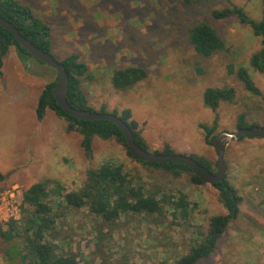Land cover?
<instances>
[{"label":"rangeland","instance_id":"rangeland-1","mask_svg":"<svg viewBox=\"0 0 264 264\" xmlns=\"http://www.w3.org/2000/svg\"><path fill=\"white\" fill-rule=\"evenodd\" d=\"M31 8L51 29V53L57 61L71 54L88 67L82 89L96 113L120 114L129 109L148 152L169 146L176 154L204 157L215 171L217 151L204 142L200 125L216 122L214 136L238 130V117L248 126L264 127V72L250 66L261 39L235 15L215 19L212 12L241 8L254 21L262 19L263 0H17ZM205 21L223 39L226 51L208 58L194 51L188 28ZM139 67L146 79L124 90L112 87L116 69ZM246 69L261 96L249 93L236 74ZM57 73L33 58L21 59L14 47L0 67V221L20 217L21 196L44 180L77 192L88 170L105 162L123 166L146 192L185 194L191 203L187 221L163 215H122L113 224L71 211L59 220L65 251L80 264H176L205 233L210 217L227 211L217 190L193 185L190 175L178 178L129 157L114 140H92V156L80 146L81 136L66 131V121L47 110L36 119L38 98ZM207 88H233L232 102L216 110L203 104ZM227 180L238 192L239 213L217 241L214 253L198 264H264V139L244 137L225 148ZM5 218V219H2ZM0 264H7L0 244Z\"/></svg>","mask_w":264,"mask_h":264},{"label":"trees","instance_id":"trees-1","mask_svg":"<svg viewBox=\"0 0 264 264\" xmlns=\"http://www.w3.org/2000/svg\"><path fill=\"white\" fill-rule=\"evenodd\" d=\"M173 3L176 0H166ZM235 15L239 22L248 25L256 37H260L262 48L251 56L250 66L256 71L264 72V0L262 19H250L241 8L233 7L230 11L221 10L212 12L215 19H223ZM0 17L11 23L19 33L38 49L51 54V29L39 17H36L31 8L17 0H0ZM189 43L194 51L204 58L216 52L226 51L223 39L216 33L208 22L199 21L192 24L187 30ZM14 47L21 59L32 58L14 39L13 35L0 26V67L2 59L9 49ZM34 59V58H33ZM35 60V59H34ZM37 61V60H35ZM39 62V61H37ZM40 63V62H39ZM63 64L68 75L67 103L74 109L94 112L88 104L87 97L82 89V80L88 78V67L80 61L79 56L71 54ZM229 73L236 74L245 89L256 96H261L259 89L250 79L246 69L240 67L236 71L229 66ZM145 70L131 66L116 69L112 72L111 84L116 90H124L146 79ZM54 82L48 83L42 90L36 106V119L41 121L47 110L52 111L56 117L64 119L67 123L66 131L76 132L81 136L80 146L85 157L92 156V140L98 137L103 141L114 140L126 150L129 157L148 165L161 169L173 177L178 178L183 174L190 175L193 185H204L187 166L180 163H147L133 157L126 147L122 130L114 123L105 120L84 121L67 115L54 97ZM233 88H207L203 93V104L216 110L220 102H232ZM104 113V108L101 109ZM112 115L121 119L131 130L135 143L143 150L148 146L138 124L132 120L129 109L120 114ZM237 128H253L244 123V117H238ZM204 133L206 145L214 147L212 138L217 130L216 122L211 126L200 125ZM244 138V137H243ZM241 138V139H243ZM156 154H175L169 147L154 152ZM199 165L210 172L212 170L207 158L189 156ZM4 177L0 173V182ZM218 193V201L222 204L227 214L214 216L208 219L205 233H198L187 251L176 258V264H198L201 260L209 258L215 250L217 241L227 232L229 224L238 213L241 197L237 190L225 179L213 186ZM21 210L18 219H9L0 223V244L2 245L3 259L7 264H80L76 256L70 251H65L66 244L59 237L57 230L59 220L69 215L71 211L87 209L91 216L101 219L105 224H113L122 215H158L170 211L172 220L177 218L187 221L191 214V203L182 192L177 195H158L147 193L141 183H133L124 172L123 166L105 162L96 169L87 171L86 179L77 192H66L62 184L53 180H44L36 183L23 192L21 196Z\"/></svg>","mask_w":264,"mask_h":264},{"label":"water","instance_id":"water-1","mask_svg":"<svg viewBox=\"0 0 264 264\" xmlns=\"http://www.w3.org/2000/svg\"><path fill=\"white\" fill-rule=\"evenodd\" d=\"M0 26L12 34L18 44L24 48L32 58L57 73L53 94L56 101L67 115H70L78 120H105L116 124L124 134L127 150L133 157L140 161L159 164L170 162L183 164L187 166L203 182L214 186L226 178L228 168L224 157L225 148L228 143L236 142L243 137L264 139V127L260 128L256 126L253 128H239L234 133L221 132L215 135L212 138L213 146L217 151V164L214 172L208 171L189 156L176 153L156 154L154 152H148V150H143L135 143L130 128L117 116L72 108L66 101L69 78L63 64L57 61L53 55L43 52L31 42L26 40L11 23L4 20L2 17H0Z\"/></svg>","mask_w":264,"mask_h":264},{"label":"built area","instance_id":"built-area-1","mask_svg":"<svg viewBox=\"0 0 264 264\" xmlns=\"http://www.w3.org/2000/svg\"><path fill=\"white\" fill-rule=\"evenodd\" d=\"M18 218H19V217H16V216L13 217V219H18ZM2 219H5V218H2ZM9 219H11V218H9ZM9 219H8V220H9ZM8 220H7V221H8ZM5 222H6V221H5ZM0 223H4V222H1V221H0Z\"/></svg>","mask_w":264,"mask_h":264}]
</instances>
